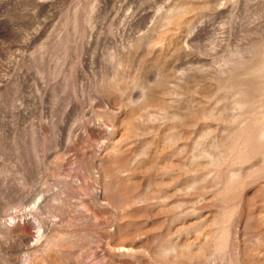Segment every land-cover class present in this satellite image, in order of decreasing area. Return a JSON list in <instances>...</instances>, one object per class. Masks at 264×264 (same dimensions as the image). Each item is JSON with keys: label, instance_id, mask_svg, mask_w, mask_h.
Segmentation results:
<instances>
[{"label": "rangeland", "instance_id": "rangeland-1", "mask_svg": "<svg viewBox=\"0 0 264 264\" xmlns=\"http://www.w3.org/2000/svg\"><path fill=\"white\" fill-rule=\"evenodd\" d=\"M0 264H264V0H0Z\"/></svg>", "mask_w": 264, "mask_h": 264}]
</instances>
